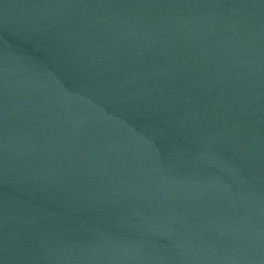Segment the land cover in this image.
<instances>
[{"label": "water", "instance_id": "obj_1", "mask_svg": "<svg viewBox=\"0 0 264 264\" xmlns=\"http://www.w3.org/2000/svg\"><path fill=\"white\" fill-rule=\"evenodd\" d=\"M0 264H264V0H0Z\"/></svg>", "mask_w": 264, "mask_h": 264}]
</instances>
